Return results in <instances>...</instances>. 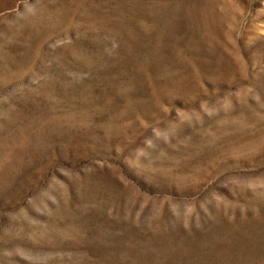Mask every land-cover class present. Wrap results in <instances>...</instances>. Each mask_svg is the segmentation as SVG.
<instances>
[{"label": "rangeland", "instance_id": "rangeland-1", "mask_svg": "<svg viewBox=\"0 0 264 264\" xmlns=\"http://www.w3.org/2000/svg\"><path fill=\"white\" fill-rule=\"evenodd\" d=\"M0 264H264V0H0Z\"/></svg>", "mask_w": 264, "mask_h": 264}]
</instances>
